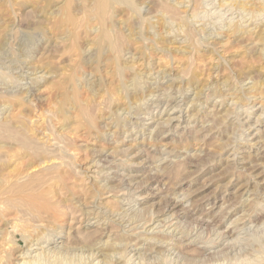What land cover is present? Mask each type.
<instances>
[{
    "label": "rangeland",
    "instance_id": "374dc122",
    "mask_svg": "<svg viewBox=\"0 0 264 264\" xmlns=\"http://www.w3.org/2000/svg\"><path fill=\"white\" fill-rule=\"evenodd\" d=\"M127 1L0 0V264H264V0Z\"/></svg>",
    "mask_w": 264,
    "mask_h": 264
},
{
    "label": "bare ground",
    "instance_id": "6f19581e",
    "mask_svg": "<svg viewBox=\"0 0 264 264\" xmlns=\"http://www.w3.org/2000/svg\"><path fill=\"white\" fill-rule=\"evenodd\" d=\"M102 1H103V0H102ZM123 1H124V0H123ZM125 1L128 2L127 0H125ZM238 1H239V0H237V3H238ZM104 2H105V1H104ZM107 2H108V1H107ZM107 2H106V3H107ZM129 2H130V1H129ZM129 2H128V3H129ZM235 2H236V0H235ZM260 2H261V1H260ZM240 3H241V2L238 3L239 6H241ZM100 4H101V3H99V5H100ZM130 4L132 5V2H131ZM235 4H236V3H235ZM243 4H244V2H243ZM103 5H104V4H103ZM238 5H237V6H238ZM242 6H243V5H242ZM247 6H248V5H247ZM103 7H105V5H104ZM259 7H261V6H259ZM242 8H243V7H242ZM244 8H245V7H244ZM262 8H263V6H262ZM262 8H261V9H262ZM133 10H134V9H133ZM253 13H254V12H253ZM185 19H186V18H185ZM186 23H187V22H186ZM186 23H182V24H183V25H186ZM182 24H181V25H182ZM162 25H163V24H162ZM164 25H165V24H164ZM164 25H163V26H164ZM183 25H182V26H183ZM227 26H228L227 29H226L227 33L234 32V31L236 30V28H238V26H237L236 24H230V23H229ZM161 27H162V26H161ZM164 27H165V26H164ZM183 27H184V26H183ZM151 28H152V27H151ZM239 28H240V26H239ZM166 29H167V28H166ZM181 30H182V29H181ZM183 30H184V29H183ZM230 31H231V32H230ZM217 33H218V32H217ZM235 33H236V32H235ZM103 35L106 36V34H103ZM142 36H143V35H142ZM102 37H103V36H102ZM158 37H159V36H158ZM141 38H142V37H141ZM262 38H263V37H262ZM136 39H137V38H136ZM263 39H264V38H263ZM102 40H103V39H102ZM176 40H177V39H176ZM260 40H261V39H260ZM262 41H263L262 44L264 45V40H262ZM262 41H261V42H262ZM101 44H102V43H101ZM263 47H264V46H263ZM100 49H101V46H100V44L98 43V45H97V50L100 51ZM260 49H261V48H260ZM167 50H168V49H167ZM183 51H184V50H183ZM263 51H264V48H263ZM172 53H173V52H172ZM100 55H101V54H100ZM263 55H264V54H263ZM91 58H92V57H91ZM138 58H139V57H138ZM185 58H186V57H185ZM92 59H93V58H92ZM92 61H93V60H92ZM130 62H131V61H130ZM85 63H86V62H85ZM136 63H137V62H136ZM93 64H94V63H93ZM121 64H122V63H121ZM127 64H128V62L125 63L126 66L129 65V64H128V65H127ZM120 67H121V68H124V67H123V64H122V66H120ZM139 68H140V67H139ZM143 71H144V70H143ZM157 71H158V73H159L161 76H165V74H166V69H159V68H158ZM136 72H137V71H136ZM141 73H142V72H141ZM141 73L139 72V73H135V74H134V76H133L132 79H131V82L129 81L130 84H131V87H130V85H128V84L126 83L127 86H129V89H130L132 92H133V90H134V91L136 90L137 84H138V82H139L138 80H139V78H141ZM142 74H143V73H142ZM89 75H90V74H89ZM157 76H158V75H157ZM142 77H143V76H142ZM177 77H178V76H177ZM174 78H175V77H174ZM224 80H225V79H224ZM166 81H167V80H166ZM169 81H170L169 84H171V85H174V84H176V82H179L178 80H175V79H169ZM191 81H192V80H189V82H191ZM76 82H77V81H76ZM90 82H91V81H90ZM90 82H89V83H90ZM94 83H95V82H94ZM96 83H97V82H96ZM123 83H124V82H123ZM191 83H192V82H191ZM194 83H195V82H194ZM91 84H92V83H91ZM97 84H98V83H97ZM124 84H125V83H124ZM139 84H140V83H139ZM169 84H168V85H169ZM192 84H193V83H192ZM227 84H228V83H227ZM99 85H100V84H99ZM202 85H203V84H202ZM89 86H90V85H89ZM89 86H88V87H89ZM91 86L93 87V85H91ZM125 86H126V85H125ZM169 86H170V85H169ZM175 86H176V85H175ZM196 86H197V84H196ZM236 87H237V86H236ZM254 87H255V86H254ZM94 88H95V87H94ZM167 89H168V88H167ZM254 89H256V87H255ZM254 89H253V90H254ZM199 90H200V88H199ZM199 90H198V91H199ZM250 90H251V88H250ZM198 91H197V92H198ZM224 91H225V90H224ZM251 91H252V90H251ZM254 91H255V90H254ZM197 92H195V95L197 94ZM237 93H238V92H237ZM230 94H231V93H230ZM235 95H236V94H235ZM239 95H241V94H239ZM196 96H197V95H196ZM198 96H199V95H198ZM224 96H225V95H224ZM236 96H238V95H236ZM240 97H241V96H240ZM239 99H240V98H239ZM134 101H136V100H134ZM262 101H263V103H264V100H262ZM198 102H199V101H198ZM127 103H128V102H127ZM261 103H262V102H261ZM259 116H260V115H259ZM258 118H259V117H258ZM134 121H135V120H134ZM165 124H166V123H165ZM106 129H107V128H106ZM99 173H100V172H99ZM100 175H101V174H100ZM21 187H22V186H21ZM27 200H28V199H27ZM24 201H26V199H25ZM28 201H29V200H28ZM93 203H94V202H93ZM86 208H87V207H86ZM124 210H125V209H124ZM82 211H83V210H82ZM105 213H106V212H105ZM55 217H56V216H55ZM57 217H59V216H57ZM61 217H62V216H61ZM57 219H58V218H57ZM44 220H45V219H44ZM58 220H59V219H58ZM60 220H61V218H60ZM56 221H57V220H56ZM141 226H142V225H141ZM235 227H236V226H235ZM238 228H239V227H238ZM139 232H140V231H139ZM45 233H46V232H45ZM51 233H52V232H51ZM51 233H50V234H51ZM39 234H40V233H39ZM47 234H48V233H47ZM225 234H226V233H225ZM36 235H37V234H36ZM36 235H35V238H38ZM48 235H49V234H48ZM46 236H47V235H46ZM48 238H49V237H48ZM198 238H199V237H198ZM140 239H141V238H140ZM32 240H34V239H32ZM32 240H31V241H32ZM99 240H100V239H99ZM35 241H36L37 243L39 242L38 239H36ZM49 241H50V240L47 239L46 242H49ZM148 241H149V240H148ZM251 242H252V241H251ZM33 243H34V242H33ZM37 243H35V244H37ZM169 243H170V242H169ZM91 244H92V243H90L89 245H91ZM128 244H129V243H128ZM246 244H247V243H246ZM31 245H32V243H31ZM47 245H48V243H47ZM93 245H94V243H93ZM93 245H92L91 247H93ZM87 246H88V245H87ZM167 246H168V245H167ZM243 246H244V245H243ZM52 247H53V249L49 247L48 250H51V251H49V252H53V254H55V257H54V258L52 257L53 259H52V260L50 259L48 262H47L46 260H48L49 258H48V259L46 258V259H45V261H46L45 264H66V262H67L66 260H68L69 257L63 254V252H62V250H60L59 246H57V245L54 246V245H53ZM97 247L101 248L99 252H101L100 255H101V257L103 258V259H102V260L104 261V262H102L103 264H111V263H112V260H111V258H110V257H112V256H110V253H111L112 251H118V254H120L119 259H123V260H120V263H121V264H127V261H126L127 259L125 260L126 257H125V258L123 257V254H122V250H121V248H117L116 246H115V247L113 246V248H111V246H110V247L107 249L108 246H107L106 244L103 245V243H102V245L99 244V246H97ZM103 247H104L105 249H107V250H105ZM169 247H170V246H169ZM41 248H42V246H41ZM44 248H45V247H44ZM61 248H62V247H61ZM94 248H96V246H95ZM176 249H177V248H176ZM63 250H64V249H63ZM42 251H44V250H42ZM42 251H41V252H42ZM65 251H66V250H65ZM93 251H94V250H93ZM258 251H259V249H258ZM20 254H21V253H20ZM38 254H39V253H38ZM44 254H45V253H44ZM96 254H97V253H96ZM21 256H22V255H21ZM141 256H143V255L141 254ZM17 257H18V256H17ZM38 257H39V256H38ZM38 257H36V256H35V257H32V260H31V261H34V262H35L36 260H37V261H40V262H43V261H44V260H43V261L40 260V259H43L41 256H40L41 258L39 257V258H40L39 260L37 259ZM50 257H51V256H50ZM76 257H77V256H76ZM144 257H145V256H144ZM44 258H45V257H44ZM94 258H95V257H94ZM116 258H117V257H116ZM139 258H140V256H139ZM21 259H22V257H21ZM23 259H24V258H23ZM92 260H93V259H92ZM99 260H100V259H99ZM99 260H98V261H99ZM240 260H241V259H240ZM250 260H251V259H250ZM22 261H23V260H22ZM28 261H29V263H31L30 260H28ZM79 261H80V260H79ZM79 261L76 262V261H74V260L71 258V259H69V264H91L90 261L87 262V261L84 260V261H85L84 263H81V262H79ZM81 261H82V259H81ZM34 262H33V263H34ZM40 262H39V263H40ZM117 262L119 263V261H117ZM161 262H162V261H161ZM24 263L27 264V261L24 262ZM29 263H28V264H29ZM37 263H38V262H37ZM96 263L99 264L97 261H96ZM175 263H176V262H175ZM92 264H93V263H92ZM100 264H101V263H100ZM115 264H116V263H115Z\"/></svg>",
    "mask_w": 264,
    "mask_h": 264
}]
</instances>
